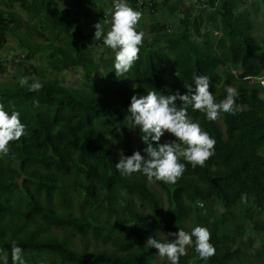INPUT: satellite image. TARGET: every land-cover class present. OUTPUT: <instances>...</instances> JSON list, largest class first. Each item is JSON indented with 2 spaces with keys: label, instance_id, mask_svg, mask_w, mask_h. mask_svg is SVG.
Here are the masks:
<instances>
[{
  "label": "trees",
  "instance_id": "16d2710c",
  "mask_svg": "<svg viewBox=\"0 0 264 264\" xmlns=\"http://www.w3.org/2000/svg\"><path fill=\"white\" fill-rule=\"evenodd\" d=\"M68 1L0 0V51L11 37L23 52L18 61L0 58V75L10 66L43 84L32 93L19 82L0 83V102L20 113L27 132L0 158V249L10 253L15 240L26 264H154L160 257L146 245L149 237L165 242L169 233L203 226L215 256L205 262L192 246L179 264H264V242L260 250L253 240L242 243L248 226L264 241V87L255 82L264 72V46L252 38L240 0H127L136 10L153 15L164 8L179 18L171 30L154 21L140 59L118 78L114 58H105L112 50L84 31ZM97 1L78 0L89 11L83 18L95 14L104 24L110 8L97 9ZM36 58L44 68L26 64ZM75 69L86 72L83 87L63 86L58 76ZM194 75L210 78L217 102L229 85L240 94L236 114L216 121L188 109L216 140L215 154L205 167L182 160L187 170L175 185L121 175V151L146 156L139 129L126 120L131 97L152 88L186 94ZM176 140L168 133L160 143ZM151 187L165 194V206ZM217 206L223 210L214 218ZM87 240L95 242L91 249Z\"/></svg>",
  "mask_w": 264,
  "mask_h": 264
},
{
  "label": "clouds",
  "instance_id": "9594fccd",
  "mask_svg": "<svg viewBox=\"0 0 264 264\" xmlns=\"http://www.w3.org/2000/svg\"><path fill=\"white\" fill-rule=\"evenodd\" d=\"M219 2V1H218ZM217 2V3H218ZM189 3V2H187ZM198 4V3H197ZM104 25H110L105 34L104 25L95 23L94 39L103 41V45L115 53L114 72L116 77H126L136 62L140 59V51L144 46L145 33L139 31L143 12L131 7L127 0H114L113 8L105 11ZM264 77L262 72L257 78ZM193 84H184L186 94L181 95L177 90L171 95H164L152 88L146 95H133L131 97L126 117L129 128L139 129L140 138L145 145L141 155L135 151L125 156L121 151L115 169L123 176L129 178L134 173L142 174L149 183L161 181L168 185H175L183 176L186 161L192 168L205 167L206 162L215 154L216 140L203 130L198 122H194L188 114L191 107L193 112L206 115L209 121H216L221 113L235 115L239 110L237 99L239 92L231 85L227 86V96L217 102L210 91V78L206 75H194ZM22 77L19 81L21 87H27L32 93H39L43 84L38 79ZM264 87V84H260ZM177 100L182 104L177 105ZM39 106V102H34ZM169 133L177 138L171 143H160L161 138ZM26 125L21 122L20 113L6 110L4 103L0 102V158L10 152L12 142L20 141L26 136ZM241 203H247L248 196L244 193L240 197ZM168 236L176 237L169 240ZM165 242L149 237L146 245L158 250L160 258H167L170 264H179L180 258L187 255V249L194 246L199 259L207 262L216 254V248L211 243V232L207 227L196 226L191 232L180 229L178 233H169ZM195 238V239H193ZM26 264L23 248L11 241L10 253L0 249V264Z\"/></svg>",
  "mask_w": 264,
  "mask_h": 264
},
{
  "label": "rangeland",
  "instance_id": "374dc122",
  "mask_svg": "<svg viewBox=\"0 0 264 264\" xmlns=\"http://www.w3.org/2000/svg\"><path fill=\"white\" fill-rule=\"evenodd\" d=\"M218 1L219 2L217 3V5L220 6L223 0H218ZM240 2L241 5L238 11L248 12L247 14L248 19L251 23V33H252L251 36L259 45L263 47L264 46V0H240ZM67 3L71 9L77 12L78 14L77 21L83 26L84 31L86 33H91L94 35L96 29L93 27V25L95 23L100 22L99 18L95 14L91 15L89 18H83L81 12H89V11L87 6L79 3L78 0H69ZM113 5H114V0H99L97 1L96 8L106 9L113 7ZM58 6L61 7V4H59ZM178 18L179 15L168 17L167 10L164 8H162L160 11H158L156 14L153 15L149 13V11L144 10L143 18L140 22L138 30L143 31L145 33V39L149 40L152 36V34L150 33V25L153 24L154 21H158L160 23L166 24L168 28L171 30L175 28ZM100 23L104 25L102 21ZM104 28L106 34V32L109 29H106L105 25ZM217 34L218 33H215L214 35L217 36ZM22 54H23L22 49L19 47L17 42L13 38L9 37L7 45L5 46L4 49L0 51V58L6 62H9V60L18 61L21 58ZM105 58H115V53L111 51L106 54ZM26 64H34V65L39 64L42 65L43 68L45 65L40 58H36L35 61H28ZM85 75H86L85 70L75 69L72 71L63 72L58 76V80H60L62 82V85L65 87L80 89L83 87V83L85 81ZM21 78H22L21 74L15 72L14 68L9 66L6 73L0 75V83L19 82ZM46 79L49 80V75L46 76ZM166 135H168V133H165L164 136ZM151 189L158 196V199L161 202V204L165 206L166 205L165 194L153 187H151ZM137 210L140 211L139 208H137ZM214 210L217 212V214L214 215L215 218L222 212L223 209L217 206L215 207ZM141 212L146 214L145 210H142ZM185 224L187 225V222ZM247 228H246L247 231L242 238V243H244L245 246H248V244H250V240H253L252 247L257 250H260L264 242L262 241L263 239L261 235L254 231H250V226H248ZM87 243L89 249H91L92 246L95 245V242L92 240H87ZM250 254L251 253H247V256L250 257ZM262 257H264V255ZM162 262L163 259L160 258L154 264H165L164 262L163 263Z\"/></svg>",
  "mask_w": 264,
  "mask_h": 264
},
{
  "label": "built area",
  "instance_id": "2783aa9c",
  "mask_svg": "<svg viewBox=\"0 0 264 264\" xmlns=\"http://www.w3.org/2000/svg\"><path fill=\"white\" fill-rule=\"evenodd\" d=\"M138 1V3L139 4H142V3H144L145 1L148 3H152V2H154L155 0H137ZM156 1H160V0H156ZM186 2H189V3H191V4H197L198 3V0H186ZM259 80H260V84H264V77H261V78H259Z\"/></svg>",
  "mask_w": 264,
  "mask_h": 264
}]
</instances>
